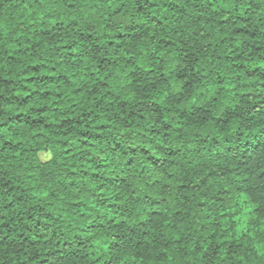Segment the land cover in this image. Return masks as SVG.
<instances>
[{"label":"clouds","instance_id":"obj_1","mask_svg":"<svg viewBox=\"0 0 264 264\" xmlns=\"http://www.w3.org/2000/svg\"><path fill=\"white\" fill-rule=\"evenodd\" d=\"M0 264H264V0H0Z\"/></svg>","mask_w":264,"mask_h":264}]
</instances>
